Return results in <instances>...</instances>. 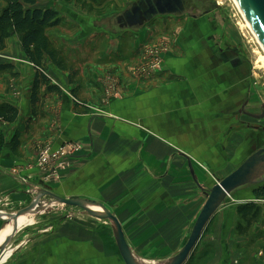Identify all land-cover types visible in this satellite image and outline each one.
Returning a JSON list of instances; mask_svg holds the SVG:
<instances>
[{
  "label": "crops",
  "instance_id": "1",
  "mask_svg": "<svg viewBox=\"0 0 264 264\" xmlns=\"http://www.w3.org/2000/svg\"><path fill=\"white\" fill-rule=\"evenodd\" d=\"M39 1L36 8L50 9L40 6ZM1 2L0 13L4 8ZM116 17H79L86 24L85 33L60 35L61 39H80L81 43H71L70 53L56 47L61 51L57 61L63 62V68L45 59L46 74L62 93L46 94L34 116L29 102L33 67L25 55L24 64L1 58L9 51L7 39L0 52V66H9L0 72V103L16 107L19 116L15 122L20 118L25 122L19 131L20 144L0 150V206L18 211L46 188L48 182L36 169L39 143L58 146L77 140L83 144V152L72 158L61 174V184L50 190L52 194L73 199L82 193L102 203L117 217L124 236L127 231L149 230L146 225L152 223L176 229L184 222L186 229L191 207L188 201L199 189L196 182L203 185L206 181L204 169H235L261 140V135L245 128L253 120L249 116L252 113L246 111L251 102L240 98L248 80L247 66L241 52L236 67L233 51L220 53L210 46H199V37L181 33L170 38L153 22L139 29L121 30ZM124 36H129L130 43L121 53L123 62L109 63V55L116 53ZM102 38L113 40L116 46L102 50L86 43L80 48L86 39L94 44ZM159 41H167L170 49L163 67L147 75L137 73L134 65L141 60L145 47ZM77 59L80 62L75 63ZM132 59L135 63L131 69ZM109 76L114 77L116 87L110 97L105 89ZM75 99L85 102L87 110L77 108ZM30 124L38 134L26 135ZM12 169H16V176L9 174ZM253 188L244 186L232 192L230 202L210 220L208 225L215 222L221 239L212 243V259L199 257V264H264L263 219L253 224L247 235L239 236L235 231L240 221L237 206L249 202L259 206L264 200L253 198ZM2 222L0 218V225ZM48 229L27 231L21 238L12 239L0 264H92L93 255L97 264L115 263L107 262V248L102 245L98 246L99 253L89 251V261L77 260L76 244L57 242V230L51 224ZM250 233L255 243L249 241Z\"/></svg>",
  "mask_w": 264,
  "mask_h": 264
},
{
  "label": "rangeland",
  "instance_id": "2",
  "mask_svg": "<svg viewBox=\"0 0 264 264\" xmlns=\"http://www.w3.org/2000/svg\"><path fill=\"white\" fill-rule=\"evenodd\" d=\"M137 1L138 0H80L77 4L74 3L67 4L61 1L41 0L39 1V5L46 8L49 7L50 9H54L57 11L59 17L61 18V24L58 27L48 30L47 33L54 41L56 47H61L60 49L64 50L65 53H70V44L71 43L73 44L75 41L81 43V40L80 39L65 40V39H61L60 35L68 36L69 34L75 36L77 33L80 32L85 33L87 31L86 24L80 22L79 17L97 19V18H104L108 16L118 15L121 14L126 8L136 3ZM187 1H188L187 4L192 7L190 8L192 17L187 16L186 19L185 14L183 16H179L180 18L178 16L176 17L162 16L155 18L153 21L149 23L153 22L157 28H161V30L165 31L167 36H170V38H172L175 35H177V33H181L182 35H188V31H189L188 26L189 23L193 24L192 21L194 22L200 19H207L206 17L209 16L213 17L216 20L217 24L219 25L216 26H218V28L224 32L225 41H228L230 43V46L235 48L237 52H241L242 59L247 61L248 65L246 71L248 75L247 76L248 80H246L244 83V90H242V95H241L242 97H240L244 101L247 100L251 102L250 106L247 107L246 111L252 113L253 115L262 114L264 112V67H260L258 65V61L260 57L264 56V52L261 46L255 40V38L250 34L251 31H249L250 29L245 24L244 19L240 14L236 4L233 2V0H187ZM216 2H218L220 6H218ZM2 7L3 4L0 0V10ZM139 28L141 27L135 29H139ZM225 32H227V35L225 34ZM99 41H101V44L99 43ZM185 41L188 43V40ZM19 42H20L19 37L17 35H13L10 37L9 45H8L9 47L8 54L6 56H1V58L4 59V61L7 62L12 61L14 63H19V64H24L25 62H27L25 60L23 52L20 49ZM86 43L89 44L88 47L94 45V47L101 48L102 50L110 49V47L113 48L114 45L116 46V43L113 40L109 41V40H105V38H102L101 40H98L94 44H90V42L86 39L84 40V43L81 45L80 48L85 47ZM121 43L122 44L119 45V47L116 50V53L113 52L112 54L109 55L110 56V58L108 59L109 63L116 64V61H119L120 63L123 62L122 55L130 43L129 36H124V38H122L121 40ZM167 43H168L167 41L164 42L159 41L154 45L152 44L145 47L142 53L141 60L134 65L135 71L143 75L153 73L154 70L152 69V67L154 65L153 63L154 59L152 56L149 55V53L152 48L157 49V48H161V46L166 48V50L162 54L159 53V56L161 54L160 60H161V65H162L161 68H162L164 65V57L170 51L169 47L167 46ZM83 58L84 56L80 58L81 62L85 60V59L83 60ZM74 62L78 63L80 61L77 59ZM133 63H135V61H133L132 59L130 63L131 69ZM105 89H108V97H110L111 94L115 91L116 87L113 76H109V81H107V84L105 85ZM74 103L76 104L75 106H77V108L79 107L82 109L81 105H85L86 106L85 109H87V104L82 100L77 99L76 101H74ZM21 119L23 118H20L19 121L14 123H7L4 121L0 122V138H1L0 150L4 149V147L7 145L11 146L15 138V135L18 136L19 144H20L21 142L20 137L22 134L19 131L20 129L24 128V122H25L24 119L23 120ZM33 124H30L28 126L27 129L28 132H26V135L38 134L37 131L33 130V127L35 126ZM236 127L237 129L242 128L240 127V125H236ZM245 128H250L252 133H257L261 135V140L258 141V144L255 146V149L254 151L251 152V154L257 151L258 149L264 148V119L249 120V122H247V125H245ZM65 143H72V144L77 143L81 147L80 154L83 152V147H82L83 144L81 142L77 140H68V141H64L58 146H63V144ZM46 146H53V145L52 143L45 141L44 144L39 143V145L36 146V158H37L36 169H39L41 171L42 169L38 165V155L41 149ZM58 146H53V147H58ZM72 161L73 159L69 160L63 166L58 176L56 177L55 176L52 177L51 175L48 174L47 171H45L46 173L42 171L43 179L48 182L46 188L43 191L50 192V190H52V188H54L55 185L61 184L62 182L61 174L67 169V166L71 164ZM241 163H239V165ZM235 169L231 167L221 168L215 171L204 169V173H205L204 175L206 177L205 178L206 181H204V184L201 185L202 188L205 191L209 190L211 187L216 185L219 181L224 179L228 174H230ZM15 172L16 169H12L11 171H9V174H11L12 176H16ZM249 187H254V186H249ZM26 190L31 191L29 189ZM78 195H80L81 197L73 198V199L89 200L100 203L96 200L85 198L84 197L85 195L82 193ZM33 198L34 199L36 198L35 195H33ZM33 198L32 200H30V203L27 204L26 207H24L23 209H20L18 211H12V210H5L7 208H2L0 206L1 207L0 212L9 215L21 212L30 206V204L34 200ZM42 199L45 201V199H50V198L43 197ZM189 200L190 201H188V204L191 207H189L188 209L186 229L185 226L183 225L184 222H182L181 226H178L184 229L182 228L172 229L165 227V225L159 226L156 223H152L150 225H146L147 228H150L149 230L147 229L145 231L125 232L126 242L129 245L132 253L138 260L145 262L147 261L148 263L162 264L163 262L167 261L168 259H170L171 257H173L178 253V251L186 243L189 234L193 228V225L196 221V218L199 215L206 201V196L204 191L201 189L196 190V193L193 194V199H189ZM229 202H230L229 198L226 199L222 207L226 206ZM51 203L53 202L51 201ZM259 207L261 208V215L259 220L263 219L264 221V200H261ZM154 218L156 221L159 220L157 217ZM29 219L30 218H26L23 221L18 222L17 224H13L16 227L15 231H17V233L13 237L14 241L21 238L27 231L31 233H38L40 231H44L45 229L48 231L49 230L48 225L51 224L52 228L54 227V230L55 229L57 230L56 231V233L58 234L57 242L76 244L77 260L89 261L88 260L89 256H87L89 251L92 250L93 254H95V252L99 253L98 246L102 245V247L106 246L107 248L106 253L104 252L107 258V262L108 261L111 262L112 260H115L114 264H123L114 241L111 225L109 222L105 220L93 218L89 216L82 209H78L75 207H67L60 204H55L51 207V210H49L48 212L45 211L44 214L42 215L38 214L34 218H31L33 219V221L26 226V222L29 221ZM152 221L154 220L152 219L151 222ZM6 223H7L6 221L1 223L0 231L4 228ZM215 225L216 224L213 221L206 227L205 232L203 233V236L200 239L199 245L197 247V251L195 255L192 257V259L187 262L188 264H197L198 262L197 260H199V257L204 258L209 256L210 259H212L211 257V254H213L212 243H217L219 241L218 239L220 238L217 236V229ZM252 234L253 233H250L248 235L252 237L249 238L250 239L249 241L255 243L256 238H254ZM261 235H264V232H262ZM263 250L264 247L262 248V251ZM95 262H96V258L93 255L92 264H97Z\"/></svg>",
  "mask_w": 264,
  "mask_h": 264
},
{
  "label": "water",
  "instance_id": "3",
  "mask_svg": "<svg viewBox=\"0 0 264 264\" xmlns=\"http://www.w3.org/2000/svg\"><path fill=\"white\" fill-rule=\"evenodd\" d=\"M241 15L247 21L250 29L253 31L264 49V0H234ZM183 0H138L126 8L121 14H118L115 21L121 30H132L153 21L155 18L162 16H179L183 13ZM252 119L263 120L264 112L260 115H249ZM188 168L195 179L194 171L190 163ZM264 183V148L258 149L249 155L234 171L228 174L224 179L216 185L205 191L197 182L199 189L203 190L206 196V201L196 218L189 237L183 247L176 255L165 261L163 264H185L187 260L196 250L200 238L205 231L206 226L213 218L215 213L222 207L224 201L235 190L244 186H255ZM31 195V193H29ZM48 197L53 203L67 207H75L82 209L89 216L105 220L110 223L113 232L114 241L123 264H144L138 260L132 253L129 245L126 242L124 232L119 223V220L102 204L89 200L64 199L56 196L51 192L40 191L30 206L15 214L36 213L39 214L42 210V198ZM51 201H45L50 204ZM97 207L100 211H94L88 208ZM3 219V217L0 216ZM8 218H12L11 216ZM4 221L6 219H3ZM17 231L5 240L0 248V257L7 250V247Z\"/></svg>",
  "mask_w": 264,
  "mask_h": 264
},
{
  "label": "trees",
  "instance_id": "4",
  "mask_svg": "<svg viewBox=\"0 0 264 264\" xmlns=\"http://www.w3.org/2000/svg\"><path fill=\"white\" fill-rule=\"evenodd\" d=\"M4 8L0 13V52L6 47V41L13 35L19 37L21 49L34 70L30 91L31 115H36L37 108L45 99L48 93L61 95V89L51 83V79L46 74L45 59H49L58 68H63V62L57 61L61 51L56 48L54 41L48 35V30L58 27L61 24V18L54 9L36 8V0H2ZM61 1L67 4H77L80 0H53ZM9 66H0V72L5 71ZM45 91V94H43ZM76 101V99H75ZM86 108L85 105H81ZM87 110V109H86ZM19 111L16 107L8 103H0V119L8 123L17 120ZM19 138L15 135L12 143V149L16 148ZM1 147V138H0ZM253 198L264 199V183L255 185L253 188ZM236 214L239 222L235 231L237 235H247L250 228L258 222L261 215V208L249 202L239 205L236 208ZM196 251L188 259L191 260ZM187 261V262H188ZM185 264H188V263Z\"/></svg>",
  "mask_w": 264,
  "mask_h": 264
},
{
  "label": "built area",
  "instance_id": "5",
  "mask_svg": "<svg viewBox=\"0 0 264 264\" xmlns=\"http://www.w3.org/2000/svg\"><path fill=\"white\" fill-rule=\"evenodd\" d=\"M218 6L219 3L216 2ZM251 34V33H250ZM252 35V34H251ZM253 36V35H252ZM254 37V36H253ZM255 38V37H254ZM166 50L165 47L152 48L149 55L154 59V65L152 69L154 72L161 69V54ZM159 53L160 56H159ZM81 152L79 144L65 143L63 146L53 147L46 146L41 149L38 155V165L43 172L47 171L49 175L58 176L63 166L72 158L77 157ZM46 173V172H45Z\"/></svg>",
  "mask_w": 264,
  "mask_h": 264
},
{
  "label": "flooded vegetation",
  "instance_id": "6",
  "mask_svg": "<svg viewBox=\"0 0 264 264\" xmlns=\"http://www.w3.org/2000/svg\"><path fill=\"white\" fill-rule=\"evenodd\" d=\"M187 0H183V7L184 11L181 15L183 16L185 14L186 16H191L192 13L190 8H192L190 5L187 4ZM192 4V2H191ZM178 16V17H179ZM207 19H200L198 21H192L193 24L189 23V31L188 35L191 38L199 37V46H210L218 51H221L220 53H227V52H232L234 53L235 59H234V64L236 67L239 65V61L241 60V53L237 52L235 48L229 47V45L226 43L224 40V32L221 31L218 28V24L216 20L213 17H206ZM187 19V17H186ZM218 25V26H216ZM195 26V27H194ZM197 29V30H196ZM194 36V37H193ZM232 48V49H231ZM245 65L247 66V61L244 60ZM252 115V114H251Z\"/></svg>",
  "mask_w": 264,
  "mask_h": 264
},
{
  "label": "bare ground",
  "instance_id": "7",
  "mask_svg": "<svg viewBox=\"0 0 264 264\" xmlns=\"http://www.w3.org/2000/svg\"><path fill=\"white\" fill-rule=\"evenodd\" d=\"M233 2H234V0H233ZM235 3V2H234ZM236 4V3H235ZM237 6V5H236ZM238 8V7H237ZM239 10V9H238ZM240 12V11H239ZM241 14V13H240ZM243 17V16H242ZM244 19V18H243ZM244 22H245V24L248 26V28L250 29V26H249V24L247 23V21L244 19ZM247 28V29H248ZM248 29V30H249ZM249 31H251L250 33L254 36V33H253V31L250 29ZM255 37V40L258 42V44L261 46V48L263 49V47H262V45H261V42L259 41V39L256 37V36H254ZM263 52H264V49H263ZM258 65L260 66V67H264V56L263 57H260V59H259V61H258ZM41 203H42V210L40 211V215L41 214H43V213H45V211H47V210H50L51 209V207L53 206V205H55L56 203H50V204H48V203H45V201H41ZM88 208L89 209H91V210H94V211H100V209L99 208H97V207H91V206H88ZM48 212V211H47ZM38 215V214H37ZM0 216L1 217H3V219H6L5 221L7 222L6 223V225L4 226V228L2 229V231H0L1 233H0V248L2 247V245H3V243L5 242V240L13 233V231H15V225H13V224H16V223H18V222H20V221H23L24 219H26V218H31V217H35L36 216V213H25V214H19L18 216H15V214H13V215H9V216H7L6 214H4V213H2L1 214V212H0ZM12 217V218H8V217ZM1 258L2 257H0V260H1ZM141 261V260H140ZM142 263H144V264H154V263H148L147 261L145 262V261H141ZM164 263V262H163ZM162 263V264H163Z\"/></svg>",
  "mask_w": 264,
  "mask_h": 264
}]
</instances>
